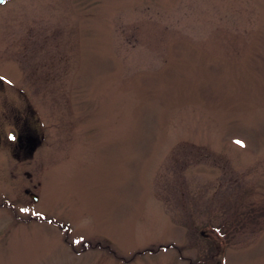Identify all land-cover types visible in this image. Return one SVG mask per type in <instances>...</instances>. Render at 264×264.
<instances>
[{"label":"rangeland","instance_id":"rangeland-1","mask_svg":"<svg viewBox=\"0 0 264 264\" xmlns=\"http://www.w3.org/2000/svg\"><path fill=\"white\" fill-rule=\"evenodd\" d=\"M0 78V264H264V0H5Z\"/></svg>","mask_w":264,"mask_h":264},{"label":"flooded vegetation","instance_id":"flooded-vegetation-1","mask_svg":"<svg viewBox=\"0 0 264 264\" xmlns=\"http://www.w3.org/2000/svg\"><path fill=\"white\" fill-rule=\"evenodd\" d=\"M39 140H37V137L36 136H27V139H26V143H22V144H17V147H25V148H28V149H25V150H29L30 152H33V147L38 143ZM19 142H21V139H19ZM25 192L26 193H29V195L32 193V192H29L28 189H25Z\"/></svg>","mask_w":264,"mask_h":264},{"label":"water","instance_id":"water-1","mask_svg":"<svg viewBox=\"0 0 264 264\" xmlns=\"http://www.w3.org/2000/svg\"><path fill=\"white\" fill-rule=\"evenodd\" d=\"M4 1L5 0H0V3H3ZM30 196L33 200H37V197L33 193H31Z\"/></svg>","mask_w":264,"mask_h":264},{"label":"snow or ice","instance_id":"snow-or-ice-1","mask_svg":"<svg viewBox=\"0 0 264 264\" xmlns=\"http://www.w3.org/2000/svg\"><path fill=\"white\" fill-rule=\"evenodd\" d=\"M0 79H2V78H0ZM9 138L10 139H14V137H11V136ZM236 143L241 144V145L243 144V142L242 141H239V140H237Z\"/></svg>","mask_w":264,"mask_h":264}]
</instances>
